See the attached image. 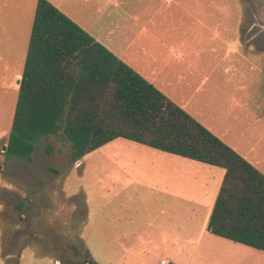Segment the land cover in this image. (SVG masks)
Instances as JSON below:
<instances>
[{"label":"rangeland","instance_id":"obj_1","mask_svg":"<svg viewBox=\"0 0 264 264\" xmlns=\"http://www.w3.org/2000/svg\"><path fill=\"white\" fill-rule=\"evenodd\" d=\"M238 1L229 0L226 18L218 14L220 5L207 18V29L219 30L218 36H199L202 26L196 22L178 38L188 60L194 57L198 67L205 64L203 71L212 67L213 73L206 85L179 82L175 94L207 128L264 158V54L254 51V60L244 49L243 55L230 50L226 56L241 39L243 21L246 44L264 47V0ZM37 2L0 0V264H160L164 257L186 253L189 261L195 253L192 264H214L206 258L208 235L196 240L205 206L178 208L159 185L161 170L175 168L172 190L210 191L220 168L125 138L75 163L69 144L54 135L39 140L31 161L7 153ZM70 2L63 0L62 7L81 10V1ZM172 23L159 24V30H173ZM170 44L166 39L163 45ZM199 46L208 51L200 53ZM240 246L245 254L253 250Z\"/></svg>","mask_w":264,"mask_h":264},{"label":"trees","instance_id":"obj_2","mask_svg":"<svg viewBox=\"0 0 264 264\" xmlns=\"http://www.w3.org/2000/svg\"><path fill=\"white\" fill-rule=\"evenodd\" d=\"M54 135L71 162L125 138L225 169L208 230L264 251V173L49 0H38L7 153ZM94 264V262H89Z\"/></svg>","mask_w":264,"mask_h":264},{"label":"crops","instance_id":"obj_3","mask_svg":"<svg viewBox=\"0 0 264 264\" xmlns=\"http://www.w3.org/2000/svg\"><path fill=\"white\" fill-rule=\"evenodd\" d=\"M49 1L65 12L70 18L77 21L80 26L85 28L98 41L103 43L113 53L204 125L203 121L198 119L197 115L175 93L178 91L177 87L179 86V82H186L189 85L198 82L200 85H206L209 79L211 80L213 73L212 67L210 68L212 72L207 73L203 71L208 68L205 67V64L198 67L193 61L194 57L188 60L186 47L181 46L180 41H177L183 38L186 31L190 32L191 24H193V28L196 22L202 26L199 36L206 38L208 32L209 37H212V34L218 36L219 30L207 29L209 27L208 24H211V19L207 18L213 15V9H217L215 7L216 5L221 6L219 9L220 13L218 14L226 18L225 15L228 13L227 6L229 0H76L77 2L81 1L82 5L81 10L78 12H76V8L69 5L67 6L70 10L64 9L62 7L63 0ZM241 1L243 3V0ZM58 2H60V5ZM70 3H74V0H71ZM123 9H125V15L118 16L117 13ZM123 20H125V26L122 23ZM166 21L173 22L172 24L176 28L169 31H163L162 28V31L159 30L158 25L160 24V27H162ZM243 22L241 24L242 27L240 25L241 39L234 41L233 49L230 48L226 56L229 55L230 50L234 52L237 50V52L243 55V50L246 49L249 51L247 53H253L255 60L257 55L254 54V51L264 54V47L261 48L254 43L246 44L243 38L245 33ZM177 23L180 26L179 28ZM131 26H135V28H131ZM165 38L171 39L170 45H163L166 40ZM198 51L201 53L208 50L206 47L199 46ZM228 68L230 66L226 69ZM198 79L201 80L198 81ZM199 90L200 88L195 93ZM208 129L264 173L263 157L258 158L255 154L250 155V153H246L238 144L226 139L212 128L208 127ZM210 169V173L214 171L213 168ZM220 169L217 172L216 185L210 191L203 189L199 191L202 187L196 190L190 187V190L185 194L172 190L171 188L174 185L171 180L176 177L173 173L177 172L175 168H163L161 170L164 180L160 182L159 186L164 185L165 192L175 197L173 203L178 208L182 205H188L192 211H197L199 208L205 206L206 213L204 221L197 232L196 240L200 242L208 235L206 258L209 262L214 264H239L244 260H249L252 264H264V251L251 247L253 250L245 254L242 252V249H246L240 246L245 244L217 236L208 230V222L225 175V169ZM196 192L198 194L195 195ZM189 226L192 227V224H189ZM179 239L181 240V236ZM183 241L188 242L189 239L184 238ZM179 250L182 252V247H179ZM164 258L169 259L173 264H177L174 260H177L179 263H181V260H185V263L188 261L189 264H192L194 260L192 258H195V253L190 257V261L187 253L185 255L179 254L178 256Z\"/></svg>","mask_w":264,"mask_h":264},{"label":"built area","instance_id":"obj_4","mask_svg":"<svg viewBox=\"0 0 264 264\" xmlns=\"http://www.w3.org/2000/svg\"><path fill=\"white\" fill-rule=\"evenodd\" d=\"M160 264H173L169 259L163 258L160 262Z\"/></svg>","mask_w":264,"mask_h":264},{"label":"water","instance_id":"obj_5","mask_svg":"<svg viewBox=\"0 0 264 264\" xmlns=\"http://www.w3.org/2000/svg\"><path fill=\"white\" fill-rule=\"evenodd\" d=\"M21 83V79H19L18 80V84H20ZM7 148V146L5 145V149Z\"/></svg>","mask_w":264,"mask_h":264}]
</instances>
